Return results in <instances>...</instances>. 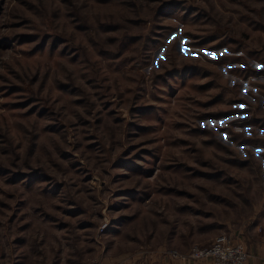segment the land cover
I'll return each mask as SVG.
<instances>
[{"label": "rangeland", "instance_id": "rangeland-1", "mask_svg": "<svg viewBox=\"0 0 264 264\" xmlns=\"http://www.w3.org/2000/svg\"><path fill=\"white\" fill-rule=\"evenodd\" d=\"M221 234L264 235V0H0V264Z\"/></svg>", "mask_w": 264, "mask_h": 264}, {"label": "built area", "instance_id": "built-area-1", "mask_svg": "<svg viewBox=\"0 0 264 264\" xmlns=\"http://www.w3.org/2000/svg\"><path fill=\"white\" fill-rule=\"evenodd\" d=\"M169 255L182 261L205 259L210 264H246L250 252L243 241H231L221 234L207 245L194 243L185 251L171 249Z\"/></svg>", "mask_w": 264, "mask_h": 264}, {"label": "crops", "instance_id": "crops-1", "mask_svg": "<svg viewBox=\"0 0 264 264\" xmlns=\"http://www.w3.org/2000/svg\"><path fill=\"white\" fill-rule=\"evenodd\" d=\"M247 247L250 251V256L246 261V264H264V235H260L258 239H254L251 242H249ZM153 261L154 263L151 264H174L176 261H180V260L174 258L172 259L169 256L166 257L165 255L163 258L154 259Z\"/></svg>", "mask_w": 264, "mask_h": 264}]
</instances>
